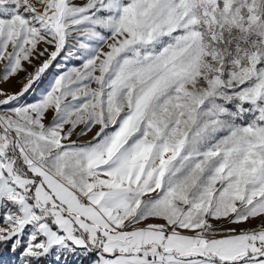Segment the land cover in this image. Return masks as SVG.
<instances>
[{
  "label": "snow or ice",
  "instance_id": "snow-or-ice-1",
  "mask_svg": "<svg viewBox=\"0 0 264 264\" xmlns=\"http://www.w3.org/2000/svg\"><path fill=\"white\" fill-rule=\"evenodd\" d=\"M0 264H264V0H0Z\"/></svg>",
  "mask_w": 264,
  "mask_h": 264
},
{
  "label": "rangeland",
  "instance_id": "rangeland-1",
  "mask_svg": "<svg viewBox=\"0 0 264 264\" xmlns=\"http://www.w3.org/2000/svg\"><path fill=\"white\" fill-rule=\"evenodd\" d=\"M79 62L77 61H73V64H78ZM69 67H71V65H69ZM7 87H9L11 90H15L16 86H15V82H13L12 85H8ZM259 221H252L250 225H248L249 227H254L256 224H258Z\"/></svg>",
  "mask_w": 264,
  "mask_h": 264
}]
</instances>
